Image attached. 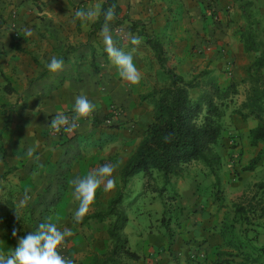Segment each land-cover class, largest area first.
Returning a JSON list of instances; mask_svg holds the SVG:
<instances>
[{"label": "crops", "instance_id": "crops-1", "mask_svg": "<svg viewBox=\"0 0 264 264\" xmlns=\"http://www.w3.org/2000/svg\"><path fill=\"white\" fill-rule=\"evenodd\" d=\"M37 1L0 0V175L7 167H15L0 179L3 185L0 195L8 196L12 202L11 197H18L24 203L16 206L13 203L11 216L0 223V255H10L24 233L35 232L43 222H53L61 230L72 231L66 242L74 264H88L94 254L104 253L110 246L108 223L96 219L84 224L74 221L78 202L73 199L72 181L105 163L114 165V189L104 191L103 186L98 189L89 213L105 210L107 201L120 188L119 170L135 148L133 140L128 141L126 137L128 130L103 122L94 124L92 120L104 119L111 105L122 108L124 120L138 115L134 103L136 99L139 101L140 93L150 89L156 71L154 68L141 70V61L147 54L144 49H128L127 41L118 45L114 28L119 26L111 22L109 28L115 46L132 54L141 81L132 85L120 76L105 51L101 36L104 25L90 33L103 0H40V6ZM205 1L209 0H117L132 20L171 42L170 60L175 66L183 59L197 62L202 59L217 74L215 68L229 57L232 30L222 33V22L220 29H215ZM214 1L220 7L222 4L231 9L238 7L233 0ZM252 1L258 26L263 25L264 0ZM80 9H94L97 16L91 21L76 19L75 12ZM26 30H31L32 35L25 39ZM12 43H18L22 50L11 46ZM68 47L74 51L67 52L63 69L49 71L46 65L51 57L61 59ZM218 78L223 79L222 84L218 81L220 86L230 81L225 73ZM7 88L12 91L8 92ZM80 95L94 104L92 116L81 118L72 134L55 137L50 132V121L57 113L75 115V99ZM147 108L151 117L150 106ZM4 110L10 115L6 128H3ZM29 148L34 149L32 157L27 156ZM181 180L183 184L180 182L176 189L177 193L184 194L186 184ZM211 181L208 177L207 182L212 184ZM184 195L188 197L181 208L186 219L180 220L177 230L171 229V240L160 230L156 233V228L150 229L148 237H144V232H133L136 249L131 248L126 236L128 244L141 258L125 259L122 264H211L223 247L219 228L214 227L211 218L202 217V194L189 191ZM21 205L25 215L19 218L18 224ZM13 230L18 233L15 237ZM196 231L203 235L199 236ZM194 247L201 249V257H188ZM243 262L238 256L228 264Z\"/></svg>", "mask_w": 264, "mask_h": 264}, {"label": "trees", "instance_id": "trees-1", "mask_svg": "<svg viewBox=\"0 0 264 264\" xmlns=\"http://www.w3.org/2000/svg\"><path fill=\"white\" fill-rule=\"evenodd\" d=\"M233 2L238 5L247 23V29L239 33V38L244 52L251 55L252 60L245 68L244 77L238 81L230 79L226 86H220L215 79L208 76L207 71L185 78L170 60L171 42L168 39L149 32L144 26L132 20L127 13L123 12L117 0H103L98 17L91 25L90 33L104 25L103 13L110 6L115 5V19L111 22L116 26L126 25L128 33L126 47L144 49L150 65L161 73V77H158L156 72L150 89L138 95L139 102H146L150 106L151 118L132 154L119 170L120 188L107 201L105 210L89 213L82 222L78 223L84 224L89 219H96L99 222L110 219L106 228L110 246L104 253L94 254L88 264H122L125 259L141 258L129 247L128 239L123 233L128 218L121 209V200L129 176L142 172L145 178L151 179L156 170L165 180H168L170 177L180 176L185 165L200 161L214 174V185L216 191L219 190L216 169L219 168L220 159L214 147L223 134L224 100L238 92L239 83L246 84V89L244 100L234 111L243 120L247 118L255 120V124L248 131L249 141L254 146L262 145L257 154L242 168L253 170L261 161L264 154V40L259 37L256 29L258 21L252 13L254 2L252 0H233ZM132 36L139 38L138 45L131 43ZM11 46L22 50L18 43H12ZM68 51L72 52L74 48L68 47L62 54L61 59L64 62L67 60ZM7 90L12 91L10 88ZM192 90H198V93L192 96ZM110 115L111 113H108L103 118H108ZM3 116V128H6L10 120L8 111L4 110ZM99 120L94 118L92 123L97 124ZM110 126L116 127V125ZM169 134L171 136L166 141L165 138L169 137ZM63 135L65 134L61 136ZM0 149H2L1 146ZM14 169L15 167H7L6 171L0 175V179H4L7 173ZM256 186V192L247 203L235 205L238 220H241L243 224V227L239 229L241 235L235 233V223L222 221L219 236L223 247L217 251L216 258L211 261V264H228V261H234V257L238 256L244 264L264 262V245H256L255 239L247 232V225L251 223L252 218L264 219V181ZM1 189L3 185L0 182ZM5 206L12 208L14 205L10 198L4 200L0 195V223L3 212L7 213V217L11 216L10 209L9 212L5 211ZM255 225L259 226V223ZM166 235L171 240L172 233H166ZM229 248L233 252L229 251ZM224 256L230 258L227 259ZM202 259L205 260L206 257Z\"/></svg>", "mask_w": 264, "mask_h": 264}, {"label": "rangeland", "instance_id": "rangeland-1", "mask_svg": "<svg viewBox=\"0 0 264 264\" xmlns=\"http://www.w3.org/2000/svg\"><path fill=\"white\" fill-rule=\"evenodd\" d=\"M37 4L40 6L42 3L38 0ZM206 8L211 15L212 24L215 25L216 30L220 29L219 23L221 22L223 23L221 29L222 33L232 30L231 46L228 49L229 57L223 64L219 65L218 68H215V70L218 71L217 74L213 73L214 70L209 68L208 63L202 59L198 62L196 60L186 61L183 59L179 61L175 67L185 78H190L196 73L207 71L208 76L215 79L217 83L218 81L221 84L223 83V79L218 78V76H222L223 73L227 74L230 79L238 81L245 76V68L252 60V56L245 53L241 48V41H239V33L247 29L246 20L242 12H240V8L236 6H233L231 9V7L222 4V7H220L214 0H209L206 2ZM117 26H119V28L121 27V30L115 32L114 35L118 45H122L123 42L127 41L128 33L126 28H123L124 25ZM256 29L259 37L264 40V23L263 25L257 26ZM141 62L142 71H150L149 69L152 71L153 68L148 61L147 54ZM154 71L158 73L159 77L161 73L157 70ZM237 89L238 92L236 94L224 100V116L222 118L224 127L223 134L218 144L214 147L220 159L219 168L216 169L219 177L218 191H216V186L214 185V174L210 171L208 166H205L200 161H193L184 166L181 173V175L185 176L184 178L180 175L165 180L156 170H154L151 179L145 178L142 172L135 173L128 177L127 184L122 192L121 209L124 210L125 214L128 216L126 230H124V232L129 239L131 248L136 249L132 241L131 234L133 232H144V237H148L151 228L153 231H155L156 228V233L160 230L164 235L165 233L171 234L172 230H177L180 220L186 219V215L182 212L181 206L186 205L184 200H186L188 196L184 194H187L189 191L196 195L202 194L201 207L203 210V218H211L210 220L215 222L214 227L217 229L221 228L222 221H227V223L233 222L235 223V233L241 235L239 234V229L243 227V224L241 220H238L235 205L247 203L250 197L256 192V185L264 181V154L261 161L253 170H244L242 168L250 158L257 154L262 145L258 144L254 146L251 145L249 141L248 131L255 124V120L253 118L243 120L234 111L244 100L246 84L239 83ZM197 93L198 90L191 91L192 96H195ZM134 107L137 108L136 110L137 112L139 111V114L127 120H124L125 116L123 115L121 107H119L118 114L111 113L110 117L101 119V121L98 120L99 123L103 122L108 126L118 125L121 129L128 130L129 135L126 137L128 141L133 140V145L135 147L151 117H149L147 111L149 105L146 102L140 103L136 99ZM120 120L123 122H120ZM62 134L63 133L60 132L53 135L57 138H61ZM230 134L234 136L230 137ZM208 177L212 180V184L207 182ZM181 179H183L186 184L185 188L182 190L184 194L177 193L176 189L179 188L180 182L182 183ZM7 198L8 196L5 198L3 197L4 200ZM11 198L15 206L20 203L24 205L20 198ZM22 205L19 207L21 213L18 214V219H16L18 224L19 218L21 219L22 216L25 215L23 214L24 208ZM5 208H7L5 211L9 212L11 207L5 206ZM51 208L53 209V206H51ZM7 216L6 212L2 213V222H5L6 219L9 218ZM109 220L110 219H107L105 222L108 223ZM255 223H259V226H256ZM247 227V232L255 239L256 245H264V219L252 218L251 223L248 224ZM167 229L169 230L166 232ZM196 232L199 236L203 235L201 231ZM253 264H264V262Z\"/></svg>", "mask_w": 264, "mask_h": 264}, {"label": "clouds", "instance_id": "clouds-1", "mask_svg": "<svg viewBox=\"0 0 264 264\" xmlns=\"http://www.w3.org/2000/svg\"><path fill=\"white\" fill-rule=\"evenodd\" d=\"M115 5L110 6L104 14V26L101 31V36L105 44V51L117 67L120 76L131 83L138 85L141 81V74L133 62L131 53H126L115 46V42L110 32L109 22L115 19ZM97 16V11L94 9H80L75 12V18L81 21L93 20ZM31 30H26L23 37L31 36ZM131 43L138 45L139 38L132 36ZM64 61L53 56L50 63L46 66L49 71L55 73L63 69ZM94 104L84 95L77 96L75 99L74 113L72 118L57 113L51 120L50 128L59 133L61 129L65 133L72 134L78 127V121L81 118H90L94 112ZM166 137V141L170 138ZM23 142V141H22ZM22 142L21 146L22 147ZM34 149L29 148L27 156L32 157ZM115 166L105 163L95 170L89 171L87 174L77 177L72 181L73 199L78 202V207L73 213V218L76 223L82 222L84 217L90 212L91 206L96 199L97 190L102 186L104 191H110L115 187V178L113 173ZM12 235H18L16 230H13ZM73 235L69 228L61 230L56 223L43 222L39 224L35 232H30L24 237L19 238L18 246L14 251L5 257L0 255V264H74L71 258L64 257L60 254V250L66 245V238Z\"/></svg>", "mask_w": 264, "mask_h": 264}, {"label": "built area", "instance_id": "built-area-1", "mask_svg": "<svg viewBox=\"0 0 264 264\" xmlns=\"http://www.w3.org/2000/svg\"><path fill=\"white\" fill-rule=\"evenodd\" d=\"M119 30H121L119 27L114 29L115 32H118ZM118 112H119V107H117V106H113V105L110 106V113L118 114ZM63 114L66 115V116H68L69 118H72V117L74 116L73 113H70V112H66V113H63ZM50 123H51V121H50ZM50 132H51L52 134L57 133V132H55L54 130H52L51 128H50ZM60 132L65 133V132L63 131V129H61ZM60 132H59V133H60ZM60 254H61L62 256H64V257H68V258H70L69 246H68V243H67V242H66V245L60 250ZM202 255H203V254H202L201 249H197V248H192V249H190V250H189V253H188V257H189V258H197V257H201Z\"/></svg>", "mask_w": 264, "mask_h": 264}]
</instances>
